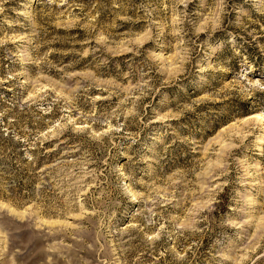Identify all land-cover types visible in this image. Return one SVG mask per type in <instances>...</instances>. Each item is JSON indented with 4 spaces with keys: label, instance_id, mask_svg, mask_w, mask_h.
Masks as SVG:
<instances>
[{
    "label": "rangeland",
    "instance_id": "1",
    "mask_svg": "<svg viewBox=\"0 0 264 264\" xmlns=\"http://www.w3.org/2000/svg\"><path fill=\"white\" fill-rule=\"evenodd\" d=\"M0 264H264V0H0Z\"/></svg>",
    "mask_w": 264,
    "mask_h": 264
}]
</instances>
